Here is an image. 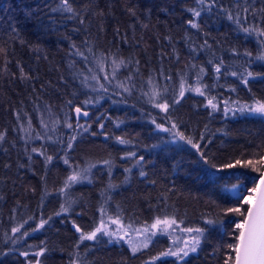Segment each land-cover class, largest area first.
Returning a JSON list of instances; mask_svg holds the SVG:
<instances>
[{"label":"trees","instance_id":"trees-1","mask_svg":"<svg viewBox=\"0 0 264 264\" xmlns=\"http://www.w3.org/2000/svg\"><path fill=\"white\" fill-rule=\"evenodd\" d=\"M69 2L73 13L53 11L61 0H0V49L5 50L0 52V133L5 135L0 141V264H35L36 259L41 264H224L230 251L226 245L234 242L235 223L242 219L224 211L242 203L231 186L239 184L237 191L245 196L264 169L218 170L236 159L264 157V116L231 107L264 101V61L256 59L264 45L240 31L225 9L233 15L240 11L245 27L264 28V13L252 15L253 8H264V0H249L248 13L241 10L243 0H216L210 10L211 0L204 5L198 0ZM192 9L201 15L195 17ZM114 57L124 59L127 67L113 79ZM247 71L260 75L247 77L245 85ZM85 77L92 88L82 84ZM121 81L134 85L131 94L119 87ZM182 83L186 91L180 98ZM99 84L108 91L98 89ZM153 84L162 93L158 102L169 104L167 112L144 94ZM189 85L205 95L188 91ZM209 98H215L218 110L207 106ZM85 100L93 103L85 105ZM75 106L87 111L88 118H76ZM227 108L237 109L235 115H226ZM153 119L168 128L175 124L201 144L217 167L204 164L184 141L173 142V134L157 129ZM116 137L131 143L120 144ZM40 151L53 157L51 163ZM130 152L136 157H127ZM140 156L144 161L133 167ZM91 165L89 180L60 191L73 168ZM62 205H70L69 211L56 215ZM101 208L133 226L165 217L183 221L182 228L206 227V218L222 224L211 228L198 252L181 262L160 255L177 245L176 232L156 233L136 253L124 240L101 234L96 241L81 242L74 224L89 232ZM41 220H48L43 228ZM41 248L48 251L36 257Z\"/></svg>","mask_w":264,"mask_h":264},{"label":"snow or ice","instance_id":"snow-or-ice-1","mask_svg":"<svg viewBox=\"0 0 264 264\" xmlns=\"http://www.w3.org/2000/svg\"><path fill=\"white\" fill-rule=\"evenodd\" d=\"M198 2L201 5H204L207 0H198ZM216 3V0H211L210 3H207V7L210 10L211 7ZM243 7L241 9V5L237 4V8L241 9L243 13L249 12V0H243ZM53 11H64L73 13L74 9L69 2V0H61V6L53 9ZM132 11V10H130ZM195 17H199L201 15L200 11H197L195 9L191 10ZM257 11L264 13V8L261 9H252V15L255 16ZM225 13L227 15V18L237 25H239V30L250 35L255 36L260 40V43L264 45V28L259 27L258 25H249L245 27L243 24H241V15L240 11H238L235 15L232 14V12L225 9ZM134 14V12H133ZM244 20H247V15H245ZM81 23H83V20H81ZM188 23L193 28H198L199 25L193 20H189ZM207 43V42H205ZM75 47V45H73ZM5 51L4 49H0V52ZM91 51V49H89ZM77 54L83 56L82 52H79L77 50ZM245 55H251V53H245ZM87 59V57H85ZM256 59L258 61H264V48L261 49V52L259 55H257ZM138 63V61H137ZM101 67L103 65L101 64ZM127 67V62L122 58H112V72L111 76L114 79L118 73V71L121 68ZM201 73H203V69L200 70ZM215 71L219 73L221 71V67L217 65L215 67ZM232 75H237V73L233 72ZM259 73H253L251 71L246 72V77L243 79V83L245 85L248 84L247 77L256 78L259 76ZM92 80L99 81V77L92 76ZM105 79H108V75H105ZM126 80L131 81L132 77L128 76L126 77ZM200 77H197V81L199 82ZM111 82V81H109ZM149 84H152V81H148ZM82 84L86 88H92L93 86L88 83V78L85 77V79L82 81ZM119 87L123 89L124 92L131 94L132 87L126 86L123 81L119 82ZM98 89H103L105 92L108 91L107 88H105L104 84H99ZM97 88H93L94 91L98 90ZM188 91H194L198 93L199 95L203 96L205 95V92L200 87L193 88L191 85H189ZM234 90V89H233ZM185 88L183 86V83L181 85L180 91H179V97L183 98L185 94ZM145 95L149 96V102L153 103L155 107L162 109L163 111L167 112L169 109V104L165 102H158L160 100V97L162 95L161 91L156 87V85L153 84L152 90L150 93H144ZM215 98H209L208 99V105L211 107L214 111L218 110V104L214 103ZM98 102V101H96ZM174 103H179V99H176L173 101ZM93 103L91 100H85L84 104H90ZM75 114L77 118L83 116L87 117L89 113L85 110H83L81 107H75ZM237 109L227 108L225 110V114L227 115L228 112H231L233 115H235V112ZM239 112L243 113L245 111L252 113V114H259L261 116H264V101L257 100L253 105H244L241 106L238 109ZM41 123L43 124V120H41ZM122 123V121H121ZM152 123L156 125V128L164 131V132H171L173 134V142L175 141H184L186 144L191 145L193 149L196 150L198 153L200 160L203 161L204 164L210 165L211 168L215 169L217 166L214 163H211L209 158L205 155V152L201 148V144L199 142H194V140L191 137L185 136V134L179 130H177L176 125L172 124L170 128L164 127L163 125L156 124L155 119L152 120ZM66 126L68 128H73V125L71 123H67ZM44 127L47 128L48 125L44 124ZM77 127L83 129L84 131H87L88 128H86L84 125L79 124L77 122ZM90 127V125H89ZM100 127L103 128L104 125L100 124ZM25 131H29V129H25ZM5 138V135L3 133H0V141H3ZM40 139H43V137H38ZM50 138V137H49ZM117 141L120 144H128L131 143V141L125 139L124 137H116ZM76 140V135H73L70 137L68 142V148L71 149L73 142ZM201 140H203V137H201ZM153 148L159 147V145H153ZM33 152H36L37 149H32ZM40 155L45 156L46 162L51 163L53 157L48 156L45 151H40ZM127 157H136L135 152H130L127 154ZM144 161V157L140 156L138 159H136L135 164L133 167L140 165L141 162ZM65 164H69L68 159H64ZM104 164H110V161H104ZM257 165H260L261 167H264V157H262L259 160H244L243 162L240 159H236L234 163H225L223 164L218 170L223 171L225 169H233L237 166L243 167V168H252L256 172H261V167H257ZM91 167H94V165L89 166L87 169H79L73 168L72 174L68 177L67 182L65 184V188L61 189L60 191L63 193L66 188L71 187V185L79 182H83L86 180H89L88 173L90 172ZM127 172H131V168L126 169ZM140 175L146 176L147 173L144 171H140ZM210 179L215 180L217 177L211 176ZM253 183L255 184L254 187L251 189H247L248 195L244 196L242 192L237 191L240 189L239 184H233L231 186V190L234 191V194L237 199L241 200L242 203L239 207H230L225 209L224 211L226 213H234L239 217H242V219L235 223V232L233 233V243H229L226 245V247L230 250L227 258L224 260V264H264V172H261V175L259 177V183H256L255 179L253 180ZM110 187H112L110 185ZM224 190L228 191L227 185L224 186ZM245 205H247V209L245 210ZM70 208L69 206H61L60 212L56 213V215H60L61 213L68 212ZM102 216L99 225L90 232H84L80 229L78 225L74 224L75 230L77 232H80L81 235L79 237L80 241H96L98 239V234L108 236L113 239H124L125 236L128 235V228L120 224L119 219L113 220L111 217H109V220H111V223L120 225L116 230H109L107 227L104 215L105 210L103 208L100 209ZM51 219V217L49 218ZM48 223V220H41L39 224V228H43L45 224ZM179 223H183V221H180ZM179 223L177 220L172 217H165L163 219L156 218L154 223H152L150 226L145 227L143 229V232L147 235L145 236V239L142 243V245H137L132 239H129L128 243L132 246V252L136 253L140 250V247L147 248L148 243L152 236H154L156 233L154 231H150V229H158L161 234H171V232L175 231L177 228H179ZM204 224L206 227H184L180 229V231L185 232L188 234L187 238L182 239L180 241L179 246H174L169 248L167 251L162 252L160 255L162 257H175L178 261H185L191 254L197 253L200 249L201 242L205 238L206 233L211 230V228L216 227L217 225L222 224V221L214 218H206L204 220ZM20 227H23L21 225ZM20 227L14 228L12 231L14 233L20 232ZM128 227H131L130 225ZM38 229H33V231H36ZM133 231L140 232L139 229H133ZM123 232V235H120V233ZM22 235L27 236L28 233L25 232ZM15 242V241H14ZM111 242V240L109 241ZM174 241V245H175ZM79 245H77L78 247ZM48 250L46 248H41L40 251L34 253L36 257H40L45 255V253ZM25 257H27L28 253H22ZM154 259H160V257H155ZM28 264H33V261H28ZM35 264H41V261L39 259L35 260ZM75 264V262H73Z\"/></svg>","mask_w":264,"mask_h":264},{"label":"rangeland","instance_id":"rangeland-1","mask_svg":"<svg viewBox=\"0 0 264 264\" xmlns=\"http://www.w3.org/2000/svg\"><path fill=\"white\" fill-rule=\"evenodd\" d=\"M254 103L255 102H251V103H237V102H235L234 103L235 105H233L231 107H235V108L239 107L240 108L241 106L253 105ZM247 195L248 194H246L245 196H247ZM101 216H102V214H101ZM101 216L98 219L96 225L90 231L94 230L99 225L100 220H101ZM109 217H111L113 220L118 219V218L117 217H113V216H109L107 214L104 215V220H105V223H106L107 227L109 228V230H116L120 225L111 223V220H109ZM119 221H120L121 225H123L126 228H128V235L125 236L124 239H122V240H124L132 249V246L128 243L129 239H132L137 245H142V243H143V241L145 239V236L147 235L146 233L143 232V229L145 227L150 226L152 223H154L155 220L150 222V223L143 224V225H134V226L130 225L131 227H128L129 225L124 224L120 219H119ZM133 229H139L140 232L133 231ZM180 229H182V227L179 226V228H177L175 231H173V233L176 232L175 233V235H176L175 239L177 241V245L176 246H179L180 245V241L182 239L187 238V236H188L187 233L180 231ZM150 231H154L155 233L160 232L158 229H150ZM120 235H123V232H121ZM111 239H113V238H111Z\"/></svg>","mask_w":264,"mask_h":264},{"label":"water","instance_id":"water-1","mask_svg":"<svg viewBox=\"0 0 264 264\" xmlns=\"http://www.w3.org/2000/svg\"><path fill=\"white\" fill-rule=\"evenodd\" d=\"M75 107H78V106H75ZM75 107L73 108V112H74V114H75ZM75 116H76V114H75ZM82 118H88V116L87 117H83V116H81ZM76 118H77V116H76ZM262 172H264V169L262 170ZM261 175V174H260ZM260 177V176H259ZM259 177H258V180H257V183H259ZM248 207V206H247ZM247 207H246V209H247Z\"/></svg>","mask_w":264,"mask_h":264}]
</instances>
